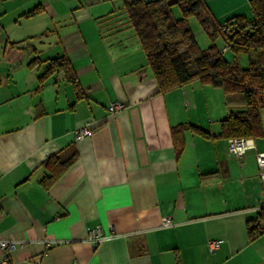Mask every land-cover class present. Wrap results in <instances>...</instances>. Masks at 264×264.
<instances>
[{
    "label": "crops",
    "instance_id": "0c3cea01",
    "mask_svg": "<svg viewBox=\"0 0 264 264\" xmlns=\"http://www.w3.org/2000/svg\"><path fill=\"white\" fill-rule=\"evenodd\" d=\"M203 2L216 23L250 15L249 0ZM202 30L207 49L210 28ZM214 42L223 47L221 36ZM61 55L81 96L62 70L40 78ZM223 56L235 59L227 49ZM114 100L125 106L110 113ZM244 108L241 95L199 79L160 91L122 0H0V240L18 243L0 249V260L264 264V230L247 233L264 208L255 160L264 109L262 135L242 157L220 135L221 120ZM86 119L92 132L75 140ZM179 124L208 134L186 129L177 149L171 128ZM72 151L73 162L45 186L46 160ZM96 228L110 236L95 244L88 233Z\"/></svg>",
    "mask_w": 264,
    "mask_h": 264
},
{
    "label": "trees",
    "instance_id": "16d2710c",
    "mask_svg": "<svg viewBox=\"0 0 264 264\" xmlns=\"http://www.w3.org/2000/svg\"><path fill=\"white\" fill-rule=\"evenodd\" d=\"M124 11L142 47L153 77L160 91L181 86L193 79L220 87L225 94L241 95L244 110L233 111L221 120L220 135L225 138L262 135L261 110L264 109V0H249L250 15L238 14L226 22L216 23L210 17L203 0H122ZM180 9V17L172 15V8ZM34 8L26 16L38 13ZM195 16L200 25L210 28L208 36L211 45L199 47L189 25L188 18ZM227 32H224L222 28ZM221 36L223 47L231 51L235 59L227 60L222 48L214 39ZM182 47V49H181ZM245 55L247 66L240 65L238 55ZM55 70H62L66 79L73 83L77 94L82 89L65 55L52 58L41 79ZM207 135L196 126L179 124L171 128L175 147L181 148L183 132L186 129ZM76 157L57 154L46 163L52 165L51 174L42 180L48 186ZM264 208L255 219L248 221L247 233L250 239L256 237L264 226Z\"/></svg>",
    "mask_w": 264,
    "mask_h": 264
},
{
    "label": "built area",
    "instance_id": "2783aa9c",
    "mask_svg": "<svg viewBox=\"0 0 264 264\" xmlns=\"http://www.w3.org/2000/svg\"><path fill=\"white\" fill-rule=\"evenodd\" d=\"M222 29L224 32H227V30L224 27ZM223 50H226V48L223 47L222 52ZM124 106L125 104L123 102L114 100L109 103L108 109L110 113H114L122 109ZM93 126H94L93 122L90 119H86L81 126L75 129L74 131L75 140L88 136L92 132ZM253 147H254L253 138L230 137L227 139L228 152L238 158L242 157V155L245 153L247 149ZM255 160L259 168L258 174L262 185V196H264V152H257L255 155ZM161 224L162 226L170 225L171 224L170 218L167 217L162 218ZM108 236H110V234H104L100 228L90 230L88 233V239H90L95 244ZM17 244H18L17 241L13 239H2L0 240V249L4 253H8L13 249H15L17 247ZM219 244H220L219 239L210 240L208 242V250L210 252H214L215 249L219 246ZM0 264H15V263L8 262L6 259H1Z\"/></svg>",
    "mask_w": 264,
    "mask_h": 264
},
{
    "label": "rangeland",
    "instance_id": "374dc122",
    "mask_svg": "<svg viewBox=\"0 0 264 264\" xmlns=\"http://www.w3.org/2000/svg\"><path fill=\"white\" fill-rule=\"evenodd\" d=\"M180 9L177 7V6H174L173 7V15L175 17H179L180 16ZM188 22L190 24V27L194 33V35L196 36V39L198 41V44L201 48H204L207 46V42H208V39L205 35V32L202 30V27L200 25V23L198 22L197 18L193 15V16H190L188 18ZM182 49V47H181ZM242 56V60L239 61L240 65L243 66V67H246L247 66V59L245 57V55H241Z\"/></svg>",
    "mask_w": 264,
    "mask_h": 264
}]
</instances>
